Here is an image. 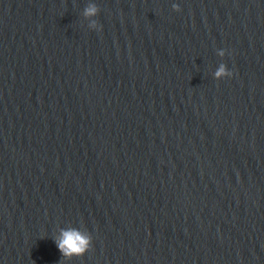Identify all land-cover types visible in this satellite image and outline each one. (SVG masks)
<instances>
[{"label": "water", "instance_id": "1", "mask_svg": "<svg viewBox=\"0 0 264 264\" xmlns=\"http://www.w3.org/2000/svg\"><path fill=\"white\" fill-rule=\"evenodd\" d=\"M0 264H264V0H0Z\"/></svg>", "mask_w": 264, "mask_h": 264}, {"label": "clouds", "instance_id": "2", "mask_svg": "<svg viewBox=\"0 0 264 264\" xmlns=\"http://www.w3.org/2000/svg\"><path fill=\"white\" fill-rule=\"evenodd\" d=\"M174 11H181L178 4L172 5ZM100 9L95 3H89L83 10V16L89 21L90 29L99 30L102 26L99 25L96 17ZM226 50H218L217 54L220 57L225 56ZM233 75L224 63H221L214 73V77L219 80ZM55 243L65 258L71 259L73 256H83L92 246V236L86 230H80L74 227L61 228L59 235L55 238Z\"/></svg>", "mask_w": 264, "mask_h": 264}]
</instances>
